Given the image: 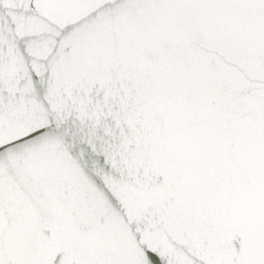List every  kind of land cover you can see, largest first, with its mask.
<instances>
[{"label":"snow or ice","instance_id":"obj_1","mask_svg":"<svg viewBox=\"0 0 264 264\" xmlns=\"http://www.w3.org/2000/svg\"><path fill=\"white\" fill-rule=\"evenodd\" d=\"M0 264H264V0H0Z\"/></svg>","mask_w":264,"mask_h":264}]
</instances>
